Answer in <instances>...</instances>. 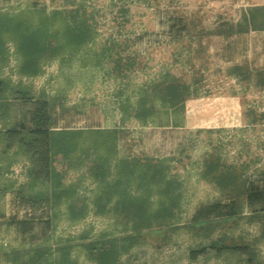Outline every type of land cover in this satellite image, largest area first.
<instances>
[{
    "label": "rangeland",
    "instance_id": "rangeland-1",
    "mask_svg": "<svg viewBox=\"0 0 264 264\" xmlns=\"http://www.w3.org/2000/svg\"><path fill=\"white\" fill-rule=\"evenodd\" d=\"M34 6L45 8L47 13L79 9L95 30V38L86 50L102 49L103 57L97 66H91L95 61L85 60L91 56L84 50L70 61L56 59L46 63L39 75L31 77L18 72L15 47L9 43L8 63L3 67L2 77L20 90H30L36 97L61 95L58 104L71 109L66 116L73 127L115 126L114 118L119 113L120 156L167 160L168 178L181 183L177 188L182 193L179 229L173 231L162 226L144 230L141 242L124 255V260L129 264H264V214L258 220H250L246 205L241 219L215 223L211 236L227 235V244L250 247L254 253L251 261L227 252L192 262L189 248L208 239L203 232L184 227L201 204L227 201L231 195L239 194L234 186L222 187L227 176L233 175L242 183L264 173V74L261 78L264 62L254 54L249 58V67L239 74L234 70L238 65L230 69L229 63L221 62L225 55L209 49L212 41L218 46L222 43L211 37L212 33L224 30L226 24L243 22L239 0H0L4 11ZM173 17L183 21L185 31L181 37L168 33ZM249 30L255 31L252 27ZM239 54L241 50L234 49L228 57ZM82 59L88 66H83ZM170 78L193 87L195 93L191 92L178 109L167 110L169 107H162L157 100L160 118L156 117L154 123L123 118L119 98L129 95L138 101L144 87L166 84ZM65 88L68 92L64 95ZM4 96L0 120L9 127L17 123L21 114L11 106L13 90L8 89ZM198 105L204 109L200 115L195 113ZM3 149L2 142L0 160L11 166L6 187L16 192L17 183L18 188L23 184L29 186L27 156L19 147L4 156ZM56 166L63 171V163ZM67 170L68 177L63 182L71 185L79 173L68 166ZM29 188L25 192L39 193L46 186L37 184L32 190ZM95 188L90 179H82L73 203L77 208L87 207L86 214L79 220H71L63 213L52 214L51 237L47 243L38 245L24 239L12 222L14 217L31 216L33 209L12 200L7 212L0 214V241L10 254L13 251L10 259L27 261L35 255L34 246H41L49 249L45 254L49 261L61 259L70 250L68 259L78 264H94L82 250V244L120 237L127 232L114 231L113 213H95ZM159 196L155 191L153 198Z\"/></svg>",
    "mask_w": 264,
    "mask_h": 264
},
{
    "label": "trees",
    "instance_id": "trees-1",
    "mask_svg": "<svg viewBox=\"0 0 264 264\" xmlns=\"http://www.w3.org/2000/svg\"><path fill=\"white\" fill-rule=\"evenodd\" d=\"M169 34L181 37L184 35L183 21L171 18ZM264 30V8L248 11L243 22L238 25L226 24L219 33L229 35L245 32L249 28ZM95 38L93 24L85 14L76 11H52L34 6L22 10L4 11L0 7V107L8 89L13 90L11 106L20 111L16 124L8 131L9 147L18 146L27 156L32 183L46 186L39 193L24 192L16 201L22 206L33 209V214L23 219L13 218L20 235L31 245L49 241L54 228L52 214L63 213L71 220H79L86 214L85 208L75 207L73 200L77 196L82 179L88 178L96 184L97 192L94 211L97 214L116 215L115 230L124 233L120 237H109L82 244V250L94 264H129L124 260L131 250L141 242L142 232L165 226L173 231L177 226L182 193L177 188L179 181L168 178L167 160L120 156L119 144L122 137L120 126L113 129H85L53 131L52 104L48 97H36L30 90H20L2 77L3 67L8 63L12 43L17 56V70L26 76H37L46 63L56 59L70 61L86 50ZM86 55L95 61H101L102 49L86 50ZM83 56V55H82ZM81 60L83 66L86 65ZM195 89L176 80L168 83L148 85L139 94L138 101L129 95L119 98L123 118L138 120L142 124L155 122L160 118L156 101L167 106V110L178 109L186 97ZM121 95V93H119ZM121 99V101H120ZM9 107V105H8ZM3 110V109H2ZM5 110V109H4ZM162 112V111H161ZM67 166L79 173L76 182L65 185L63 171H58L57 163ZM222 187L234 186L238 195H231L227 201H213L201 204L186 221L184 227L189 231L195 229L208 240L205 243L189 248V259L192 262L213 254L227 252L240 254L248 260L254 257L253 250L246 245L227 244V235L214 238L211 230L215 223L238 221L243 217V206L250 210L248 219L258 220L264 214V173L237 182L233 175L222 181ZM25 188V187H24ZM29 188V189H30ZM160 195L153 198L154 192ZM64 206V209L62 208ZM42 210L41 215L37 212ZM121 227V228H119ZM0 254L12 264H78L68 259V250L61 259L49 261L45 254L48 248L34 246L35 255L27 261L12 258L11 254L0 246ZM14 252H16L14 250Z\"/></svg>",
    "mask_w": 264,
    "mask_h": 264
},
{
    "label": "crops",
    "instance_id": "crops-1",
    "mask_svg": "<svg viewBox=\"0 0 264 264\" xmlns=\"http://www.w3.org/2000/svg\"><path fill=\"white\" fill-rule=\"evenodd\" d=\"M239 4L241 6L240 15L242 17L247 15L248 11L251 9L264 8V0H239ZM210 36L219 39L222 43H221V46H218L215 43L216 41H214V42L212 41L213 46H211V48H209V49H211V51L212 50L216 51V54H218V55L221 53L223 55H225L223 60H221V62H224V64L229 63L227 66H229L230 69H232L233 65H238L234 68V70H237V72L239 74H242L241 71L246 70L247 66L249 67L248 63H249V60H251L249 58H251L252 55H254V54L256 57L259 56L261 61L264 62V30H255V31L248 30L245 32H235V33L229 34V35H225V34H221L219 32L218 33L215 32V33H212ZM240 44H241V46L239 47ZM234 49L241 50V54H239L238 57H236V56L228 57V55L230 56V54L233 53ZM250 62H252V61H250ZM250 69L252 70V68H250ZM263 74L264 73H261V78L263 77ZM67 88H65V90H63L64 95L68 92ZM61 98H62L61 95L55 96L53 98L48 97V99L50 100V102L52 104L53 125H52L51 129L53 131L59 132V131H63V130H78V129H81V130H85V129H113V128H116L119 125V123L121 122V117H120V114L118 113L114 118L115 119V126H110V127L109 126H107V127L106 126H86L83 128L73 127L71 121L68 120L67 116H66V112L68 110H71V109L62 108L58 104L59 102H61ZM201 112L203 113L204 109L203 108L201 109L200 106L198 105L195 113L200 115ZM209 116H210V114H209ZM187 123H189L188 120H187ZM12 126H9V127L4 126L0 120V144L3 142L5 145V149L2 150V154L4 156L6 154H8L11 150H13L15 147H18V146L9 147V144H8V137L6 134H7V131ZM63 164H64L63 181H65L67 179L68 175L66 174L65 162ZM30 166H31V164L29 162L28 180L32 183L33 181H32L31 176H30ZM10 167L11 166L4 165V163L1 162V160H0V214L1 213L4 214L7 212L6 208L10 207L12 200H14L17 205H19V202L16 201V199L24 196V192L28 188V185L25 186L24 184L21 185V187L19 186V188H18V183H17L16 187H15L16 192H10V188L6 187V185H5L7 182V173H8V170L10 169ZM67 172H68V170H67ZM7 201H9V203ZM23 206L24 205H22V207ZM24 207H27V206H24ZM1 245L2 244L0 241V246ZM0 264H12V263L10 262V260L4 258L2 254H0Z\"/></svg>",
    "mask_w": 264,
    "mask_h": 264
}]
</instances>
